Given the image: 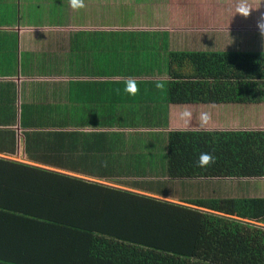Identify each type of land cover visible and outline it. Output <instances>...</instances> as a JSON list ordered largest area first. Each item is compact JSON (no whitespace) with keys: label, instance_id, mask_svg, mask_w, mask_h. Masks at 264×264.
<instances>
[{"label":"crops","instance_id":"obj_1","mask_svg":"<svg viewBox=\"0 0 264 264\" xmlns=\"http://www.w3.org/2000/svg\"><path fill=\"white\" fill-rule=\"evenodd\" d=\"M89 1L86 7L74 11L68 2L63 8L53 0H0V158L16 161L0 163V204L15 203V207L30 213L25 215L29 218L34 217L31 213L38 212L34 210L36 204L46 199L61 200L60 195L65 193L60 184L47 183L43 173L17 178L20 165L159 200L175 203L187 200L185 197L177 202L176 197L165 191H156L162 192V196L134 190L135 179H128V185L122 186L109 183L103 176L77 172L91 170L95 162L92 155L96 154L101 170L109 169L111 162L123 166L122 158H110L117 143H121L123 154L134 150L140 154L146 151L147 144L135 141L141 142L145 135L166 138L174 130H195L188 127L190 121L185 123L180 118V113L187 107L194 116L199 108L209 106L170 103L169 89L163 81L167 84L171 81L172 67L156 47L166 50V43L184 44L186 40L180 50L169 49V56L173 52L238 51L225 50L239 48L229 37L221 38V47L215 48L209 42L207 50L196 46L187 49L190 35L196 42L205 31L237 32L243 33L240 39L252 44L254 50L258 45L257 51L264 52V37L257 27L233 29L219 25L214 16L194 23V11L196 17L205 18L199 11L215 6L219 0ZM247 3L254 14L264 13V0H247ZM238 20L246 23L240 15L236 17ZM141 40L151 41L152 49L136 46L135 50V46L132 49L131 45H125ZM223 42L230 45L222 47ZM113 43L116 45L111 58ZM149 49V65L135 64L134 60H143ZM133 78L139 88L135 96L124 91L125 81ZM157 82L163 87L158 89ZM177 115L179 118L175 119ZM175 121L182 128H175ZM203 130L215 129L208 126ZM157 162L161 164L160 156ZM156 177L149 173L140 182ZM230 181L236 183H216L219 193L214 196L232 198L231 191L238 182ZM242 197L246 196L239 198ZM11 217L9 212L0 210V264L108 262L92 252L93 239L85 228L75 231L63 226L22 231L6 227L5 220ZM101 224L106 227L105 223Z\"/></svg>","mask_w":264,"mask_h":264},{"label":"trees","instance_id":"obj_2","mask_svg":"<svg viewBox=\"0 0 264 264\" xmlns=\"http://www.w3.org/2000/svg\"><path fill=\"white\" fill-rule=\"evenodd\" d=\"M170 64L172 79L163 83L172 104H264V52H173ZM113 147L110 158H122L123 166L111 162L102 172L77 173L103 176L122 186L128 179L140 182L154 173L164 178L170 195V185L178 181L192 185L194 196L175 203L20 165L17 178L43 173L47 183L60 184L65 194L61 200L36 204L38 212L31 218L15 203L0 204V210L12 216L5 220L6 227L85 228L93 239L92 252L107 264H264V195L214 196L219 193L216 183L236 180L241 186L245 180L264 178V130H174L166 141L151 142L140 154H123L121 143ZM204 152L216 159L201 169L196 163ZM96 156L92 155L94 163ZM0 163L16 161L0 158ZM220 191L224 194V188Z\"/></svg>","mask_w":264,"mask_h":264},{"label":"rangeland","instance_id":"obj_3","mask_svg":"<svg viewBox=\"0 0 264 264\" xmlns=\"http://www.w3.org/2000/svg\"><path fill=\"white\" fill-rule=\"evenodd\" d=\"M55 2L56 5L58 6H62L64 8L65 5H67V0H53ZM90 2L89 0L86 2L85 4ZM238 3H240V0H219L215 6H206V9L200 10L199 13H201L205 18L202 17H196L195 15V11H194V23L199 22L201 20L204 19H208V16H214V18L216 20H218L219 25H229L230 27H232L233 29H243V30H247L250 28H255L257 27V20L260 17L259 15L254 14L253 12H251V15L247 18H245L246 23L242 24L236 21V17H238V14L236 15V7L238 5ZM69 5V2H68ZM204 8V7H202ZM201 9V8H198ZM262 11H260L261 13ZM164 14V19L166 21V12L164 10V12H162ZM176 14V12H174ZM186 15L189 14V12H185ZM174 17H176L174 15ZM248 21H247V20ZM176 21H178V19L176 18ZM243 33H229V32H221V33H211V32H204L201 37L200 40H197L196 42H194L193 37H191V35L189 36L188 39V47L187 49H192V47L196 46L199 47L200 49H208L206 48L209 44V42L211 43V45L213 47H221V38H226L229 37L230 39L234 40L237 44H238V49L236 48H230V49H225V50H238V51H252L254 50L253 45L250 43H246L244 41H242L240 38L242 36ZM121 41V40H120ZM261 43V42H260ZM186 44V40L185 43L183 44L180 41H176L174 43H166V50H162L161 48L156 47V50L163 54L162 58H166V62H170V56H169V49L172 50H180L183 45ZM116 44L113 43L110 47V54H111V58H112V53H113V47ZM125 45H131L132 49L133 46H135V50H136V46H140V48L142 50H147L148 48H151V46L153 45V43L151 41H147V40H141L140 42L136 41V42H132L129 43L127 42ZM230 45L229 44H225L224 42L222 43V47H228ZM254 47L255 50L257 51V47L258 45H255ZM152 49V48H151ZM151 49H149L148 51H146L143 55V60L138 59V60H134L135 64L136 63H143V65L146 67L149 65L150 63V58L149 55L151 53ZM157 53V52H156ZM154 55H151V57ZM109 65L111 66V60L109 61ZM141 70V67L139 65V71ZM139 77V76H137ZM156 77V76H154ZM159 78H162V76H160ZM134 79V78H133ZM166 86V85H165ZM201 111H208L211 113L212 115V119L209 123L208 126L211 127V129H219V130H224V129H230V130H252V129H261L264 130V104H254V105H221V106H215V105H211L209 107L204 106L203 108H199L196 112L195 115H192V118L188 124V127L191 129H201L199 126V113ZM178 115L176 116L175 119H178ZM173 126L175 128H182V126L180 125V123L178 121H175ZM140 138L143 135H139ZM145 139H143L140 142V139L138 141H135L136 143L140 144V145H148L151 142H158V140L162 141H166L165 137H159L158 135H154V134H150V135H145ZM92 169L97 170L99 172H102L103 170H101V168L99 167L98 163H92ZM86 175V174H85ZM162 178V179H160ZM149 181H144L142 180L141 182L136 181L133 184V188L134 190H139V191H144L146 193H151L152 194H158V195H162L163 196V191H165L166 193L170 194L169 189L165 190V183L166 181L164 180V178L162 176H157L156 178H150L148 179ZM226 182H232L230 180H227ZM225 182V183H226ZM234 183H236L235 181H233ZM232 182V183H233ZM174 190L172 191V194L170 196L172 197H176V201L179 202L181 201V198H185V197H193L194 194H190L192 193V189H190V187H192V185L186 184V183H181V182H175L174 184L170 185ZM196 186V185H195ZM236 187L233 188V190L231 191L230 196L231 197H240V196H246L249 197L250 195H264V179L263 180H247L244 183H241V186H238L237 184H235ZM186 187V188H184ZM156 191H162V192H156ZM185 191L186 194H183L182 192ZM156 192V193H155ZM184 192V193H185ZM230 192V191H229ZM263 194V195H262ZM197 195V194H195ZM252 197V196H250ZM184 204V203H182ZM187 205V204H186Z\"/></svg>","mask_w":264,"mask_h":264},{"label":"clouds","instance_id":"obj_4","mask_svg":"<svg viewBox=\"0 0 264 264\" xmlns=\"http://www.w3.org/2000/svg\"><path fill=\"white\" fill-rule=\"evenodd\" d=\"M69 5L74 11H78L86 7L85 0H69ZM252 8L247 3V0H240L236 7V15H240L241 17L247 18L251 15ZM257 28L262 37H264V13H261L260 17L257 20ZM156 87L162 88L163 84L157 82ZM124 91L131 96H135L139 92V88L137 87V82L134 79H128L125 81ZM180 118L185 122H189L192 118V111L185 107L180 113ZM199 126L202 129H206L212 119V115L208 111H201L199 113ZM215 157L210 153H201L197 160L196 166L201 169H206L211 166L215 162Z\"/></svg>","mask_w":264,"mask_h":264}]
</instances>
